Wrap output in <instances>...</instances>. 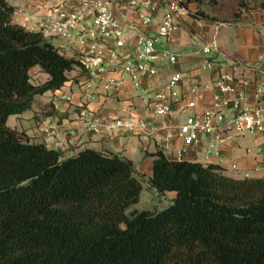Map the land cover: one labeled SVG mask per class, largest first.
<instances>
[{
	"label": "trees",
	"instance_id": "obj_1",
	"mask_svg": "<svg viewBox=\"0 0 264 264\" xmlns=\"http://www.w3.org/2000/svg\"><path fill=\"white\" fill-rule=\"evenodd\" d=\"M239 19L251 0H236ZM186 0L197 20L217 21ZM257 11H264V0ZM0 0V264H264V177L234 179L216 164L153 159L149 186L176 197L133 210L143 186L132 161L84 150L65 158L7 125L36 96L60 90L77 68L42 32L13 23ZM39 67L48 79L31 83Z\"/></svg>",
	"mask_w": 264,
	"mask_h": 264
},
{
	"label": "crops",
	"instance_id": "obj_2",
	"mask_svg": "<svg viewBox=\"0 0 264 264\" xmlns=\"http://www.w3.org/2000/svg\"><path fill=\"white\" fill-rule=\"evenodd\" d=\"M7 1L15 9L13 23L34 32H39L38 28L47 22L49 8L65 6L64 9L71 12L78 5L72 0ZM100 1L109 3L125 33L123 47L115 48L114 41L110 40L97 48L109 63V72L101 78L91 79L88 73L82 74L77 68L68 74V82L60 90L36 96L30 111L10 117L8 127L23 132L31 143L44 145L65 158L84 150L116 154L132 161L136 176L148 181L153 159L147 154L157 151L173 161L219 165L225 169L226 176L234 179L264 177L262 168L256 173L264 154V133L222 142L202 136L197 143L186 145L179 132V126L187 117L207 110H219L230 119L237 111L254 113L264 108V11L244 12L236 19V4L231 15L225 17L220 11L219 0L217 6L201 7L217 19L204 21L190 15L199 9L197 4L187 8L180 6L178 11L169 10L172 2L185 3L186 0ZM148 4L157 5V11L150 12ZM166 14L173 17L176 29L168 37H160L158 26ZM146 17L151 19L149 24L144 23ZM92 20V13H85L65 36L44 37L64 56L78 57L84 47L82 30ZM143 39L154 40L157 75L137 81L126 78L118 89L106 91V81L119 76L121 64L136 52ZM165 52L174 55L176 63L171 64L163 56ZM174 76L180 80L177 87L179 100L172 104L176 118L157 116L153 109L171 102L167 85ZM223 77L232 79L234 93L219 95L212 86ZM47 79L39 67L31 71L33 85L43 84ZM206 86L210 88L206 89ZM157 92L163 93L165 99L150 102L148 95ZM87 94L94 95L95 100L87 101ZM191 103L193 108H189ZM84 110L88 116H82ZM90 115H97L106 123L131 116L144 119L149 128L146 131L139 128L110 131L103 126L94 132L87 128ZM168 134L172 135L169 141L166 140ZM57 143H62L63 148L59 150ZM162 195L168 202L176 197L174 192Z\"/></svg>",
	"mask_w": 264,
	"mask_h": 264
},
{
	"label": "built area",
	"instance_id": "obj_3",
	"mask_svg": "<svg viewBox=\"0 0 264 264\" xmlns=\"http://www.w3.org/2000/svg\"><path fill=\"white\" fill-rule=\"evenodd\" d=\"M77 1L78 5L72 8L71 12L64 9L65 6H58L56 8H49L47 10V22L41 25L38 30L43 35L47 36H65L68 30L75 25L85 13H92L93 20L91 24L82 30V39L84 47L81 49L79 58L84 65V69L90 75L91 79L101 78L110 70L109 63L105 60L102 53L97 50L98 47L108 43L110 40L114 41L115 48L124 46V30L122 22L113 14L109 8V3L100 0H72ZM147 9L150 12H156L158 7L155 4H148ZM180 4L176 1L169 5L171 12L178 11ZM151 22L150 17L144 19L145 24ZM176 29L173 17L166 14L162 22L158 26V35L160 37H168L172 31ZM204 52H208L204 49ZM171 64L176 63V57L167 52L163 53ZM156 50L153 39H143L138 43L136 52L126 58L121 64L120 74L116 78H110L106 81L104 89L106 91L118 89L126 78L137 81L144 77H155L157 69L155 67ZM180 80L177 76L170 79L167 90L171 99L169 104L156 106L153 112L157 116H165L176 118V114L172 110V104L179 100V93L177 87ZM214 88L217 93L229 94L234 93L235 88L230 77H223L221 80L214 83ZM210 88L209 86L205 87ZM150 102L159 99H165V95L161 92L148 95ZM219 96L215 99L218 101ZM87 101H94L95 96L92 94L86 95ZM191 103L189 108H193ZM82 116L89 114L84 110ZM87 122V128L90 131L97 132L101 127L105 126L108 130L123 129L133 131L139 128L146 131L149 124L144 119H136L134 117H127L125 119H118L114 122H103L97 115H90ZM180 137L186 145L195 144L202 136H210L217 142L228 140L233 137H242L246 135H258L264 133V108L257 109L254 113L245 110L237 111L235 115L226 119L224 114L219 110H207L200 115L189 116L184 123L179 126ZM172 138L168 134L166 140ZM57 148H63L62 143H57ZM264 171V154L256 173Z\"/></svg>",
	"mask_w": 264,
	"mask_h": 264
},
{
	"label": "rangeland",
	"instance_id": "obj_4",
	"mask_svg": "<svg viewBox=\"0 0 264 264\" xmlns=\"http://www.w3.org/2000/svg\"><path fill=\"white\" fill-rule=\"evenodd\" d=\"M263 0H251L250 1V8L252 11H257L259 8V3ZM236 0H221V7L220 11L228 17L231 15V9L236 6ZM141 181L143 186V191L141 193L140 201L138 204L133 206L128 213L133 210H152V211H159L163 208H167L171 202H168L162 194H158L156 191L150 188L149 182L144 177H138Z\"/></svg>",
	"mask_w": 264,
	"mask_h": 264
}]
</instances>
